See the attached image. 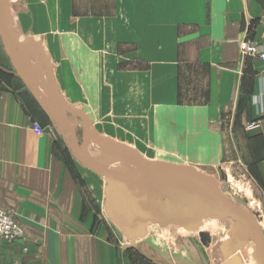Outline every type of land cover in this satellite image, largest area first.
I'll use <instances>...</instances> for the list:
<instances>
[{
  "label": "rangeland",
  "instance_id": "rangeland-1",
  "mask_svg": "<svg viewBox=\"0 0 264 264\" xmlns=\"http://www.w3.org/2000/svg\"><path fill=\"white\" fill-rule=\"evenodd\" d=\"M222 1L12 0L10 6L17 31L43 42L61 92L71 106L86 113L97 136L129 144L149 160L191 165L212 175L207 166L211 148L201 144L204 125L199 119L191 122L189 114L175 115L174 106H200L212 89V62L206 63L205 55L200 60L198 52L217 33ZM255 35L244 37L262 39ZM49 124L54 123L49 119ZM83 130L81 121V143ZM90 140V155L107 156L105 142ZM69 163L84 190L87 211L95 215V227L105 230L128 264H235V256L243 264H256V239L242 241L226 254L237 235L231 216L204 217L203 225L192 231L151 224L143 236L124 235L106 212L105 178L76 156ZM96 163L103 168L118 164L110 159ZM120 163L115 176L124 174L126 164ZM129 176L134 173L129 171ZM220 179L224 193L252 210L234 176Z\"/></svg>",
  "mask_w": 264,
  "mask_h": 264
},
{
  "label": "crops",
  "instance_id": "crops-1",
  "mask_svg": "<svg viewBox=\"0 0 264 264\" xmlns=\"http://www.w3.org/2000/svg\"><path fill=\"white\" fill-rule=\"evenodd\" d=\"M222 3L217 33L198 52L200 60L205 55L206 63L212 62V89L200 106L176 102L174 112L204 125L201 144L211 148L207 166L212 175L238 180L252 210L236 204L264 230V63L245 55L238 41L252 33L254 39L264 36V0ZM10 68L15 70L0 37V206L24 230L18 240L0 244V264H128L87 211L65 135L49 124ZM34 123L46 127L45 133L37 134Z\"/></svg>",
  "mask_w": 264,
  "mask_h": 264
},
{
  "label": "water",
  "instance_id": "water-1",
  "mask_svg": "<svg viewBox=\"0 0 264 264\" xmlns=\"http://www.w3.org/2000/svg\"><path fill=\"white\" fill-rule=\"evenodd\" d=\"M12 0H0V37L15 68L14 74L29 88L49 119L57 125L60 134L77 159L89 169L104 177L108 183L106 212L126 236H143L151 224H175L192 231L203 225L205 216L211 219L233 217L237 235L226 247L233 253L251 237L258 240L253 248L256 264H264V230L256 219L227 196L218 180L210 174L186 164L153 161L137 149L108 136H97V131L86 113L71 106L61 92L54 73L51 55L42 41L22 36L15 27L10 8ZM73 114L74 117H70ZM84 124L83 141L78 128ZM90 137L105 142L106 155L87 152ZM110 159L126 164L122 176L114 170L100 167L96 162ZM129 171L134 176H129ZM235 264H243L235 256ZM230 264H232L230 262Z\"/></svg>",
  "mask_w": 264,
  "mask_h": 264
},
{
  "label": "built area",
  "instance_id": "built-area-1",
  "mask_svg": "<svg viewBox=\"0 0 264 264\" xmlns=\"http://www.w3.org/2000/svg\"><path fill=\"white\" fill-rule=\"evenodd\" d=\"M239 47L245 55L259 58L264 63V36L260 41L244 37L238 40ZM33 129L37 134H44L45 129L34 123ZM23 228L17 219L0 206V244L6 241H15L22 236Z\"/></svg>",
  "mask_w": 264,
  "mask_h": 264
},
{
  "label": "bare ground",
  "instance_id": "bare-ground-1",
  "mask_svg": "<svg viewBox=\"0 0 264 264\" xmlns=\"http://www.w3.org/2000/svg\"><path fill=\"white\" fill-rule=\"evenodd\" d=\"M35 39V38H34ZM36 40V39H35ZM125 144V143H124ZM126 145H128V144H126ZM128 146H130V145H128ZM106 148L108 149L109 148V151H111V152H113L114 151V149L111 147V146H106ZM95 156V155H94ZM107 159V158H106ZM116 163H118V164H110L109 166H108V169L109 170H114L116 167H117V165H120L121 163L120 162H116ZM205 217H207V216H205ZM214 220H216V219H214ZM249 239H255L254 237H251V238H249ZM249 239H247V240H249ZM257 241V243H258V240H256Z\"/></svg>",
  "mask_w": 264,
  "mask_h": 264
}]
</instances>
